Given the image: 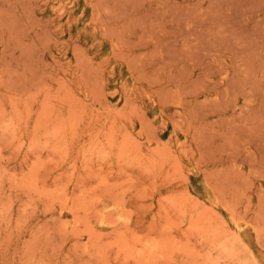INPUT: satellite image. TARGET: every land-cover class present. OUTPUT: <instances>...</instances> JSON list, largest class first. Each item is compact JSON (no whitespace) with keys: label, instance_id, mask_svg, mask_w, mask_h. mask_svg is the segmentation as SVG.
Segmentation results:
<instances>
[{"label":"rangeland","instance_id":"rangeland-1","mask_svg":"<svg viewBox=\"0 0 264 264\" xmlns=\"http://www.w3.org/2000/svg\"><path fill=\"white\" fill-rule=\"evenodd\" d=\"M0 264H264V0H0Z\"/></svg>","mask_w":264,"mask_h":264},{"label":"bare ground","instance_id":"bare-ground-1","mask_svg":"<svg viewBox=\"0 0 264 264\" xmlns=\"http://www.w3.org/2000/svg\"><path fill=\"white\" fill-rule=\"evenodd\" d=\"M114 211V210H113ZM117 213V212H116Z\"/></svg>","mask_w":264,"mask_h":264}]
</instances>
